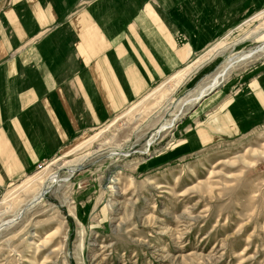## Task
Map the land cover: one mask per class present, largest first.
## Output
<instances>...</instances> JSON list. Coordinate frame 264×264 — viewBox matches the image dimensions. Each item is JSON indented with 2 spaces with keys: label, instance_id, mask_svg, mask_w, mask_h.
Segmentation results:
<instances>
[{
  "label": "rangeland",
  "instance_id": "374dc122",
  "mask_svg": "<svg viewBox=\"0 0 264 264\" xmlns=\"http://www.w3.org/2000/svg\"><path fill=\"white\" fill-rule=\"evenodd\" d=\"M39 1L0 0V70L77 52L69 20L90 13L118 85L69 91L74 123L58 88H36L64 131L38 111L46 155L20 175L0 164V264H264V0Z\"/></svg>",
  "mask_w": 264,
  "mask_h": 264
},
{
  "label": "crops",
  "instance_id": "0c3cea01",
  "mask_svg": "<svg viewBox=\"0 0 264 264\" xmlns=\"http://www.w3.org/2000/svg\"><path fill=\"white\" fill-rule=\"evenodd\" d=\"M34 6L43 8V3L35 0ZM52 17L53 20L59 19L57 15ZM81 17H71L72 19L69 20L71 28L80 38L77 52L64 49L61 52L51 53L49 58L43 60L41 54L28 51L22 53L19 60L13 57L7 68L0 70V164L10 176L32 170L35 164L46 155L45 151L47 152V150L42 149L35 140L38 130L35 129L33 120L38 111L47 112L53 120L55 128L60 132L64 131L63 121L53 112L50 97L53 93L49 92L47 88L39 92L36 90L37 87L44 85L50 90L51 87L58 88L56 95H59L64 104L67 112L66 119L72 123L77 116H74L71 109L73 108L72 104L67 102V95L69 91L72 94L74 87L78 86L79 92L85 94L88 90L87 87L92 84L99 90L106 88L107 93L115 92V86L118 85L115 77L116 71L109 58L110 50L113 47L112 35L106 33L101 22L96 20L92 14H82ZM148 17L151 22L155 20L153 16ZM156 18V23H158V16ZM15 26L20 34V39L25 40L28 35L22 25L16 22ZM136 26H139L137 22L130 29L135 31ZM141 28L146 29L145 24ZM2 35L7 39L6 35ZM5 45L10 49L11 46L7 40H5ZM122 46L121 43H118L113 51L122 55L124 51ZM74 60L78 61L81 72L74 71L71 67L63 74L53 68L56 66L55 64L61 63L72 65ZM77 61L75 62L77 63ZM70 73L75 78L73 83L59 81V79L68 80ZM75 128L76 131L80 130L77 123Z\"/></svg>",
  "mask_w": 264,
  "mask_h": 264
},
{
  "label": "bare ground",
  "instance_id": "6f19581e",
  "mask_svg": "<svg viewBox=\"0 0 264 264\" xmlns=\"http://www.w3.org/2000/svg\"><path fill=\"white\" fill-rule=\"evenodd\" d=\"M248 54H246L244 57H246ZM249 57H251V54L249 55V56H247L246 58H249ZM245 58V59H246ZM224 71L222 72V73H220V74H218V76L213 80V87H215V86H217L220 82H221V79L223 78V76H224ZM222 75V76H221ZM221 76V77H220ZM221 78V79H220ZM23 113V112H22ZM51 149V148H50ZM56 174H52L49 178H48V180L46 181V182H51V183H54L56 180H58L59 178L58 177H54ZM54 177V178H53ZM45 194L46 193H43L42 192V194H41V196H42V198L45 196ZM35 198V199H34ZM33 199L34 200H32L31 201V204H33V203H35V202H37V196L36 197H34ZM33 202V203H32ZM22 215L23 214H21L20 215V217L19 218H17L16 220H14V221H12V222H10V223H7V226H9V225H11L12 223H14V222H16V221H18L21 217H22ZM3 228H5V226H2L0 229H3Z\"/></svg>",
  "mask_w": 264,
  "mask_h": 264
}]
</instances>
